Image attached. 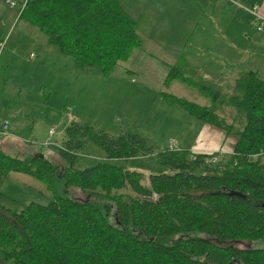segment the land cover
Wrapping results in <instances>:
<instances>
[{
  "label": "trees",
  "instance_id": "1",
  "mask_svg": "<svg viewBox=\"0 0 264 264\" xmlns=\"http://www.w3.org/2000/svg\"><path fill=\"white\" fill-rule=\"evenodd\" d=\"M20 18L48 45L72 57L78 69L97 67L103 77L142 43L121 0H26ZM174 79L196 87L210 105L163 92L166 102L236 138L225 165H214L216 152H154L139 133L113 136L84 121L66 126L63 143L55 147L61 171L41 154L20 159L0 152V188L9 173L18 172L41 181L54 196L47 204L32 201L20 210L0 203L1 261L264 264V246L234 244L264 242V80L249 70L223 88L187 77L172 65L164 84ZM219 104L244 115L241 129L218 114ZM88 141L103 150V160L75 168L77 152ZM145 156L155 157L159 166L148 186L140 183L139 171L104 161ZM67 188L88 198L67 196ZM0 197L8 198L1 191Z\"/></svg>",
  "mask_w": 264,
  "mask_h": 264
},
{
  "label": "crops",
  "instance_id": "2",
  "mask_svg": "<svg viewBox=\"0 0 264 264\" xmlns=\"http://www.w3.org/2000/svg\"><path fill=\"white\" fill-rule=\"evenodd\" d=\"M137 2L138 0H129L127 5L132 8L128 10L129 13L137 15L136 19L133 18L136 27L140 25L144 31L136 28L142 43L139 48L132 51L128 60L118 62L115 70L119 69L118 74L124 78L123 81L128 79L127 75L129 78L139 76L143 80L145 91L153 92L154 98H161L162 104L164 102L170 104L160 96L161 93L166 92L201 106L210 105V101L202 96L196 87L180 79H174L169 85L164 84V79L172 65H177L187 77L196 79L188 75L196 73L199 76L196 80L210 83L207 78L214 81L211 82L213 85H219L216 82H221L220 79H223L226 85H230L237 77L249 70L256 71L258 75L264 73V32L254 31L255 34L250 32L251 26L255 25L253 15L248 10L256 6L257 12L264 17V0H147L139 9ZM4 3L8 4L6 0ZM7 6L12 20V11L17 4ZM22 8L21 5L16 11L18 19H22L20 18ZM14 22L15 17L9 24L0 22V43H3L1 48L7 50L4 53L2 49L0 57L6 62L4 73L0 72V93L5 98L7 89L14 90L8 96L13 95L12 98L15 100L13 105L0 103V152L20 159L41 154L54 163L63 164L56 153L55 144L47 142L48 144L37 145L36 138L32 136L33 121L36 118L32 117L31 111L35 104L34 100L38 103L40 100H45L44 92L42 99L31 86L19 79L20 75L16 71L9 72L12 68L18 70L19 65H27L41 69L44 74L47 58H50L51 53L56 56L57 52L58 54L60 52L56 51L57 49L54 48L56 46L48 45L46 37H41L42 33L29 22L23 19L19 28V23ZM16 28H18L17 32L14 33ZM6 29V35L3 36ZM20 41L25 44H19ZM260 46L263 47L262 50H259ZM235 54H238L236 60H234ZM194 56H207L211 62L224 63L225 68H222L216 79L212 74L206 75L199 68H194L191 62L195 60L191 58ZM31 58L35 59L32 61ZM257 61L260 62L259 65ZM70 66L73 69L77 68L74 63ZM7 80L11 83H7ZM177 82L181 84L180 87L176 85ZM152 85L153 88H150ZM154 85H156L155 91ZM20 94L23 95L22 100L14 98V95L19 98ZM221 109L222 107H217L220 116H222ZM186 116L187 123L179 125L187 124L189 129L187 133L176 135L179 145L194 153L216 152L218 161L225 155L226 163L232 154L236 138L233 135L227 136L222 130L201 122L190 114ZM67 121V126L71 122H80L72 115L68 116ZM5 123L7 126L4 129ZM154 168L159 166L156 164ZM10 178L20 185L16 186V189L18 187L19 190L34 189L35 178L23 173L11 172L0 188L2 194L10 199L17 198L4 191L5 182Z\"/></svg>",
  "mask_w": 264,
  "mask_h": 264
},
{
  "label": "rangeland",
  "instance_id": "3",
  "mask_svg": "<svg viewBox=\"0 0 264 264\" xmlns=\"http://www.w3.org/2000/svg\"><path fill=\"white\" fill-rule=\"evenodd\" d=\"M13 1H15L17 6L12 11L13 17L11 20L7 8L9 4H5L4 0H0V22L9 24L15 17L14 23L18 22L19 28V25L23 23V19H18L16 11L18 7L23 6L24 1ZM127 1L129 0H121L122 7L132 18L136 19L137 15L131 11L129 13L128 10H132V8L127 5ZM145 1L147 0H138V9L144 5ZM18 28H16L14 33L17 32ZM136 28L144 32L140 25ZM254 31L257 32L258 30L252 25L250 32L255 34ZM262 31L264 32V30ZM6 32L7 29L3 36L6 35ZM258 32L260 33V31ZM40 36L44 37L43 34H40ZM19 44H25V42L20 41ZM54 48L57 49L56 47ZM258 48L259 50L263 49L261 46ZM2 49L4 53L7 51L2 47L0 49V57ZM56 51L59 50L57 49ZM191 58L195 59L191 61L194 68H199L206 75L207 73L212 74L216 79L222 68H225L223 66L224 63L211 62L207 56H194ZM237 58L238 54H235L234 60ZM31 59L33 61L35 58ZM72 63H74L72 57L58 54L57 52L56 56L51 53L50 58H47V62L44 65V74L41 69L38 70L35 66L30 67L27 65H19L18 70L15 68L9 70V72L16 71L20 75L19 79L31 86L38 96H43V92L45 94L43 97L44 101L40 100L38 103L34 100L35 104L31 111L32 117L36 118L33 121L34 131L32 136L36 138L35 143L37 145L48 142L55 144V147L61 146V142L64 139V130L68 124L67 119L71 115L72 117L75 116V119L80 122L84 120V122L113 136L123 132L139 133L146 139L147 144L152 147L154 152L164 150L168 140L178 142L176 135L187 133V129H189L187 124L185 126L179 125L180 123H187L186 115L188 114L185 110L177 104H167L165 102L162 104L161 98H154L153 92L145 91L143 80L139 76L135 75L132 79L127 75L128 79L123 81L122 79L124 78L118 74L119 69L115 70L116 67L113 69L115 72H111L108 78V76L103 77L97 67H91L88 70L73 69L70 66ZM256 63L260 64L259 61ZM5 64L6 62L0 59L1 73L5 71ZM49 73L51 74L50 77ZM188 75L199 79L196 73H189ZM258 76L264 80L263 72ZM206 80L210 83L214 82L207 78ZM220 80L221 82H215L226 88V83L222 81L223 79ZM7 83L11 82L7 80ZM176 85L180 87L181 84L177 82ZM150 88H153V85ZM229 89H223L224 93L228 95ZM155 90L156 85H154ZM11 92H14V90L7 89L5 98L0 93V103L13 105L15 102L12 98L13 95L8 96ZM14 98L22 100L23 95L20 94L19 98L14 95ZM218 106L222 107V117L226 119L228 124H233L235 130L242 128L245 123L243 114L239 115L234 108L226 104H219ZM51 128L54 129V132L50 134L49 130ZM194 130L196 133V127ZM44 147L48 148V146ZM77 153L78 156L74 162V167L78 169L92 166L98 160H103L102 158L104 157L103 150L92 141H88ZM224 157L219 161L217 158L214 165L223 166L225 164ZM104 161L139 171L141 173L140 183L144 186L149 184V175L159 170L154 168L156 160L153 156L137 157L128 161L122 159L107 160L104 158ZM51 162L54 163L53 161ZM54 164L58 165V171H61L63 164L61 166H59V163ZM12 179L6 180L4 191L15 195L17 198L13 197L15 200H12L0 197V203L5 207L20 210L23 205L31 201L47 204L54 199L53 193L37 179L34 182V189L25 188L23 190H19V187L16 189V186L20 185L16 184V181ZM65 193L67 196L78 200L88 198L87 194L76 189L67 188ZM234 244L241 248L264 246V242L261 240L253 242L239 241L234 242ZM0 264L9 263L0 260Z\"/></svg>",
  "mask_w": 264,
  "mask_h": 264
},
{
  "label": "built area",
  "instance_id": "4",
  "mask_svg": "<svg viewBox=\"0 0 264 264\" xmlns=\"http://www.w3.org/2000/svg\"><path fill=\"white\" fill-rule=\"evenodd\" d=\"M26 0H24V2H25ZM6 2L9 4V5H11V6H13V5H15V1H13V0H6ZM23 5H24V3H23ZM249 10V12H251L252 13V15H253V24L256 26V28H257V30L258 31H262L263 30V27H264V17L262 16V15H260L258 12H257V10H256V6H254V7H252L251 9H248ZM3 45V43H0V47ZM6 123L5 124H3V128L5 129L6 128ZM54 132V129L53 128H51L50 130H49V133L51 134V133H53ZM167 150H169V151H180V150H182L183 148L179 145V143L178 142H176V141H172V140H168L167 141V144H166V147H165ZM216 161V157H214L213 159H212V162H215Z\"/></svg>",
  "mask_w": 264,
  "mask_h": 264
}]
</instances>
